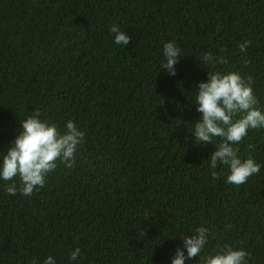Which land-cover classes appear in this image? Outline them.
<instances>
[{"label": "trees", "instance_id": "1", "mask_svg": "<svg viewBox=\"0 0 264 264\" xmlns=\"http://www.w3.org/2000/svg\"><path fill=\"white\" fill-rule=\"evenodd\" d=\"M0 264H264V0H0Z\"/></svg>", "mask_w": 264, "mask_h": 264}]
</instances>
